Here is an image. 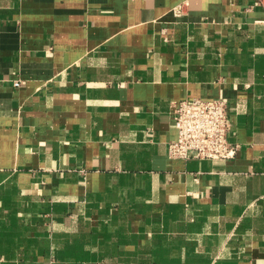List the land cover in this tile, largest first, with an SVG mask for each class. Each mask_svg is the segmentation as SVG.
Here are the masks:
<instances>
[{
  "label": "crops",
  "instance_id": "1",
  "mask_svg": "<svg viewBox=\"0 0 264 264\" xmlns=\"http://www.w3.org/2000/svg\"><path fill=\"white\" fill-rule=\"evenodd\" d=\"M187 97L235 157L169 156ZM0 264H264V0H0Z\"/></svg>",
  "mask_w": 264,
  "mask_h": 264
},
{
  "label": "built area",
  "instance_id": "2",
  "mask_svg": "<svg viewBox=\"0 0 264 264\" xmlns=\"http://www.w3.org/2000/svg\"><path fill=\"white\" fill-rule=\"evenodd\" d=\"M173 11L182 16L186 7L179 4ZM173 109L177 135L168 142L171 158L229 159L237 155L240 146L230 139L232 124L225 98L187 97L175 102Z\"/></svg>",
  "mask_w": 264,
  "mask_h": 264
}]
</instances>
